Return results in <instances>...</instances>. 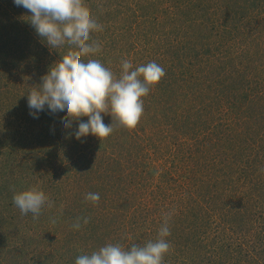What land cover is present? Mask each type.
<instances>
[{
	"label": "rangeland",
	"instance_id": "374dc122",
	"mask_svg": "<svg viewBox=\"0 0 264 264\" xmlns=\"http://www.w3.org/2000/svg\"><path fill=\"white\" fill-rule=\"evenodd\" d=\"M85 4L103 30L84 62L119 77L123 60L155 61L166 75L135 129L77 140L87 117L65 128L66 109L34 118L27 103L70 46L51 49L29 10L0 0V264H75L107 243L143 246L166 214L163 264H264V0ZM32 187L53 202L37 219L13 203Z\"/></svg>",
	"mask_w": 264,
	"mask_h": 264
},
{
	"label": "clouds",
	"instance_id": "9594fccd",
	"mask_svg": "<svg viewBox=\"0 0 264 264\" xmlns=\"http://www.w3.org/2000/svg\"><path fill=\"white\" fill-rule=\"evenodd\" d=\"M14 4L31 12V25L51 49L65 44L71 48L50 67L39 87L28 93L30 115L37 118V113L45 106L52 113L66 109V116L62 118L65 128H71L74 121L87 117L74 133L77 140L89 134L103 140L118 127L129 131L135 129L144 113L143 98L166 75L164 68L155 61L134 68L130 60H123L122 71L117 77L98 59L84 62L82 56L101 50L99 42H89L91 33L103 30L85 0H14ZM102 113L111 116V124L103 122ZM85 200L95 206L100 195L89 192ZM13 203L22 215L31 213L33 219H37L45 207H53V202L37 187L16 192ZM169 218L170 214H166L155 241H148L143 246L133 244L127 249L118 243H107L91 254L77 256L75 264H163L164 256L171 249L166 240L171 234ZM82 219L85 225L89 223V218ZM80 220L77 218L73 223V229L81 228Z\"/></svg>",
	"mask_w": 264,
	"mask_h": 264
}]
</instances>
